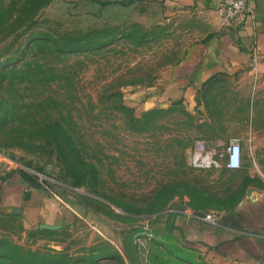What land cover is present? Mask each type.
I'll use <instances>...</instances> for the list:
<instances>
[{
	"label": "rangeland",
	"instance_id": "374dc122",
	"mask_svg": "<svg viewBox=\"0 0 264 264\" xmlns=\"http://www.w3.org/2000/svg\"><path fill=\"white\" fill-rule=\"evenodd\" d=\"M11 1L0 0V157L5 166L24 170L45 191L77 207L80 217L72 226L47 228L2 213L0 237L76 259L50 263L49 258L40 264H151L155 260H144V255L152 243L139 250L131 239L143 230L141 224L151 227L170 204L184 199L191 207L209 209L216 202L214 194L226 191L220 180L250 181L253 175L254 184L264 187V68L250 64L245 77L215 78L210 91L202 94L203 110L192 112L178 101L144 118L150 110L138 109L136 92L150 86L191 42L211 34V16L182 14L167 20L147 5L136 18L113 24L88 19L66 0H49L30 21L28 7L10 16ZM132 23L135 28L126 31L136 30V41L121 35ZM115 25L119 29L111 30ZM99 28L118 35L98 50L56 53L42 45L23 52L32 34L57 37ZM210 111L219 120L200 123ZM224 118H240L239 128L251 121L255 128L241 168L225 176L191 161L204 141L201 133L222 135L234 127ZM50 120L64 125L84 157L95 164L94 185L88 176L87 185L64 183L71 181L51 148L26 143L15 129Z\"/></svg>",
	"mask_w": 264,
	"mask_h": 264
},
{
	"label": "crops",
	"instance_id": "0c3cea01",
	"mask_svg": "<svg viewBox=\"0 0 264 264\" xmlns=\"http://www.w3.org/2000/svg\"><path fill=\"white\" fill-rule=\"evenodd\" d=\"M56 1V0H55ZM78 7L88 19L119 24L136 18L147 5L156 8L162 18L176 15L211 16L210 35L191 42L174 63L163 67L152 84L136 92L138 109L148 111L182 102L192 112L203 110L202 94L209 92L217 77H245L252 64L250 51L257 45L255 66L264 68V0L254 2V17L243 14L230 27L221 25L218 7L222 0H66ZM200 123L219 120L213 111L206 112ZM234 127L222 135L216 131L201 133L210 157L216 159L218 143L237 140L241 144L242 163L248 141L255 137L251 121L242 128L240 118H224ZM236 125V126H235ZM224 139V140H222ZM242 166V165H241ZM221 175L238 169L212 166ZM216 167V168H215ZM251 180H220L223 194H214L216 202L209 209L194 208L183 199L168 206L152 223V245L144 260L151 264H264V187ZM22 216L34 223L63 228L77 221V207L63 202L42 187L30 184L17 171L5 166L0 157V214ZM212 213L214 222L202 216ZM134 235V234H133ZM132 244L133 242V238ZM147 244V245H148ZM140 250V247L136 246ZM156 256V257H154ZM140 264V262L138 263ZM141 264H144L141 262ZM150 264V263H149Z\"/></svg>",
	"mask_w": 264,
	"mask_h": 264
},
{
	"label": "trees",
	"instance_id": "16d2710c",
	"mask_svg": "<svg viewBox=\"0 0 264 264\" xmlns=\"http://www.w3.org/2000/svg\"><path fill=\"white\" fill-rule=\"evenodd\" d=\"M48 1L49 0H12L10 3V16L14 12L21 14L28 7L26 13L28 15L30 14L29 20L33 21L39 10L46 5ZM135 25V23H132L130 26L123 29L121 35L130 38L132 41H136V37L138 36H136V30L133 29ZM131 26H133V28L127 32L126 29L131 28ZM110 29L116 31L119 29V26H111ZM106 32V28H99L87 32H64L57 37L39 32L31 35L24 45L23 52H27L34 47L36 48L42 45H50L51 49L56 53L94 51L108 45L118 35L116 33L109 35ZM26 65L27 68L31 67V63ZM126 108L130 109L128 107ZM156 111H158V109H152L146 112L144 118H148ZM134 119L136 118L133 117V120ZM133 128L136 129V127ZM15 129L21 130L25 135L26 143L42 145V147L48 146L51 148L57 161L64 168V172H66L64 175L71 181H64V183L72 187H80L82 185H87V181L92 185L97 182V168L95 164L84 157L69 130L59 121L50 120L31 126L18 124ZM17 173L30 184L42 187L37 183L35 177L27 174L24 170H17ZM77 176L80 179H77ZM85 176H88L87 181H85ZM59 258H64L66 262L71 261V258L69 259V256L62 251L27 249L11 239L0 237V262L5 264H40L46 259H49L48 261L51 263ZM75 260L72 259V261Z\"/></svg>",
	"mask_w": 264,
	"mask_h": 264
},
{
	"label": "built area",
	"instance_id": "2783aa9c",
	"mask_svg": "<svg viewBox=\"0 0 264 264\" xmlns=\"http://www.w3.org/2000/svg\"><path fill=\"white\" fill-rule=\"evenodd\" d=\"M256 0H222L218 7L221 25L230 27L236 22L243 14L254 17V2ZM260 54L257 45L254 44L250 51V60L252 64H256ZM205 141L199 142V153L194 152L191 155V161L194 166H217L221 165L228 169H238L242 165L241 144L237 140H230L227 143H218L216 146L220 148L215 152L216 159L213 160L209 152L205 150ZM205 151V154L202 152ZM204 220L214 222L215 217L212 213H206L202 216ZM143 230L136 232L133 235V242L138 247H146L152 240L151 227L143 223L141 224Z\"/></svg>",
	"mask_w": 264,
	"mask_h": 264
},
{
	"label": "water",
	"instance_id": "95a60500",
	"mask_svg": "<svg viewBox=\"0 0 264 264\" xmlns=\"http://www.w3.org/2000/svg\"><path fill=\"white\" fill-rule=\"evenodd\" d=\"M41 227H47V228H57L55 226H50V225H45V224H40Z\"/></svg>",
	"mask_w": 264,
	"mask_h": 264
}]
</instances>
